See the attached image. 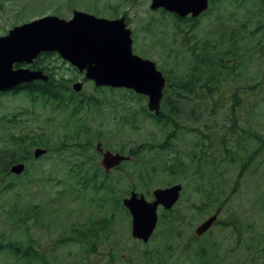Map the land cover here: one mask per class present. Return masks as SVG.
<instances>
[{"label":"rangeland","instance_id":"obj_1","mask_svg":"<svg viewBox=\"0 0 264 264\" xmlns=\"http://www.w3.org/2000/svg\"><path fill=\"white\" fill-rule=\"evenodd\" d=\"M150 2L0 0V35L45 14L65 19L73 10L105 18L125 14L130 20L133 52L153 60L171 76L186 74L192 60L189 48L198 41L216 47L227 65V73H220V82L213 83L218 86L214 98L199 100L194 96L184 102L172 95L171 101L179 102L184 117L176 118L167 128L141 115L126 124L132 116H127L124 108L130 106L134 112L139 107L132 93L119 88L110 91L81 78L69 84L81 81L82 87L73 93L74 101L66 109L53 101H32L25 92L0 94V150L16 148L19 154L24 155V149L31 153V159L21 161L25 164L21 174L10 173L0 181V233L5 239L29 242L42 264H200L203 255L199 258L198 252L208 264H264V155L238 177L241 162L254 148L249 130L264 139V53L259 50L264 47V0H215L192 32L186 31L190 22L177 24L171 12L151 10ZM54 65L58 66L54 71L67 79L72 77L74 71L69 67L56 59ZM233 96L240 97L239 105L234 106ZM86 98L102 104L77 106ZM140 101L146 105L147 99ZM231 115L235 119L228 118ZM176 124L181 128L174 130ZM172 130L173 151L145 152L155 165L150 179L141 175L149 186L139 178L143 163L135 157L124 166L130 172L134 169L130 176L122 170L110 171L112 177L120 173V181L126 183L114 186L111 194L83 187L78 181L76 172H82L89 155L101 168L97 142L122 147L126 152L130 148L145 151L150 145L157 147ZM20 140L24 145L16 147ZM30 140L47 143L50 150L35 158L34 149L47 146L31 144ZM11 159L0 158V167L5 168ZM174 161H180L183 170L174 167L175 175H170L163 168ZM9 180L14 184L6 187ZM173 183H181L183 190L171 214L176 222L165 231L166 241L162 243L156 236L148 244L139 243L131 236L129 213L116 201L128 195V187L135 186L146 195ZM208 183L219 192L216 206L222 203L224 208L209 232L196 236V227L215 211L201 207L211 189ZM125 189L128 193L123 195ZM158 213L164 212L159 208ZM95 223L103 225L101 231L107 239H99L94 251L68 239L72 229ZM154 249L161 255L153 253ZM0 264L24 262L1 252ZM27 264L40 263L29 259Z\"/></svg>","mask_w":264,"mask_h":264},{"label":"water","instance_id":"obj_2","mask_svg":"<svg viewBox=\"0 0 264 264\" xmlns=\"http://www.w3.org/2000/svg\"><path fill=\"white\" fill-rule=\"evenodd\" d=\"M151 9L163 8L180 18L198 17L208 8V0H151ZM133 39L123 16L105 18L82 10H73L68 19L53 14H45L29 21L14 25L0 35V92L18 89L34 80L47 81L48 75L40 69H31L42 52H56L63 60L83 73L86 80L97 87L131 89L147 96V108L160 112L166 78L154 61L135 54ZM15 64H24L15 67ZM81 81L71 88L81 90ZM101 165L106 172L129 160L130 155L102 150ZM46 149L36 147L35 158ZM25 165L17 162L9 167L15 175L23 172ZM182 185L175 183L158 187L152 191V200L134 190L125 196L122 204L131 215V235L146 242L157 223V208L169 209L177 202ZM220 209L201 222L195 229L196 235L204 233L216 220Z\"/></svg>","mask_w":264,"mask_h":264},{"label":"trees","instance_id":"obj_3","mask_svg":"<svg viewBox=\"0 0 264 264\" xmlns=\"http://www.w3.org/2000/svg\"><path fill=\"white\" fill-rule=\"evenodd\" d=\"M215 0H211V4L209 9L214 4ZM208 9V10H209ZM163 12V11H162ZM125 16V21L127 24L130 22L129 18ZM177 24H180L182 22H190L188 25H186V31L192 32L196 28V24L198 23V19H192L187 18V20H180L175 19ZM259 50L261 53H264V47H260ZM189 52L192 56V60L188 62L189 66L186 70V74L182 76H171L169 73L165 72L162 68H159L165 75L167 79V87L165 89V95L161 102V110L159 114L155 115L148 111L146 108V105L144 103H141V99H145L142 95L134 94L130 90H126V92H131L133 99H136L139 107L136 111L133 112L131 110L130 106H127L125 109L126 115L132 116L131 120H126L125 123L128 124L131 121H134L137 117V115H141L143 118L153 120L157 122L161 128H167L170 123L175 124V119L183 118L182 111L179 108V102H172V95L176 97L177 101H184L189 102L192 97H196L199 100H209V98H214V95L216 94V89L218 86L217 83L220 82L221 78H219L220 73H227L226 68L227 65L223 61L224 57L223 54L217 51L216 47L210 46L205 41L201 42H195L193 45L190 46ZM51 55V56H50ZM57 60L63 65H66L67 62L63 61L57 54L55 53H49V52H42L30 65V68L34 69H40L44 73L48 75L47 81H41V80H35L30 83H26L21 85L18 89L13 90L10 92V94L16 93V92H25L27 96L32 100H38L41 99L45 102H56L60 104V107L69 106L70 103L74 101L73 93L74 91L69 86L70 83L75 81L76 79L80 78V73L76 70L75 67L71 65H66L69 67L70 70L74 71L71 78H65V76L58 72L53 70V64L54 60ZM178 75V74H177ZM83 79V78H82ZM225 79V78H224ZM213 83H216L213 85ZM110 91H114L115 89L108 88ZM68 93V94H67ZM1 94V93H0ZM234 97V96H233ZM235 102L234 106L239 105L240 97H234ZM195 99V98H194ZM218 101L215 100L214 103H217ZM64 103V104H62ZM102 104V101L93 99V98H86L85 101H80L77 106L80 108L82 106H99ZM222 106V105H221ZM193 113V112H192ZM194 114V113H193ZM228 118L235 119L232 115ZM118 123L120 124L121 121L117 119ZM176 128H181V124H176L174 126V130ZM175 137V134L173 133V130L167 133L166 138L163 140V142L159 143L157 147L148 146L146 147L145 151H140L138 149L130 148L127 150V152L119 146L113 147L115 151H118L119 153H128L131 154L133 157L138 159L139 161H142L143 163V172L139 173V178L143 180L145 183V186H149V183H146V178L144 176H141L142 174L147 175V179H150L151 176L155 174L153 169L155 168L154 163L151 162V160L146 158V151H155L157 153H169L173 151V148L171 147L170 141L173 140ZM249 138L254 140V148L249 151V155L247 156V160L241 162V168L238 173V177H241L243 173L245 172V169L249 168L251 165L255 163V161L258 160V158H262L264 155V139L261 136L260 133L249 130ZM31 144L35 145H42L47 146V143L39 142L36 143V141H31ZM15 144L16 147L19 145H24V140L17 141ZM104 147L111 148V145L109 143L105 144L102 142ZM90 145H93V143L90 141ZM47 152L50 150V145L46 147ZM112 149V150H113ZM143 150V149H142ZM232 151V150H231ZM231 151H227V154L230 153L229 156H231ZM25 154H19L16 151V148L12 149H6V150H0V158L3 157H12L11 162L7 164L5 168L0 167V181L3 179H7L6 176L10 175V171L8 166L10 167L11 164L21 161H28L31 159V153L27 152L26 149L23 151ZM28 153V154H27ZM88 161L83 164L82 172L80 173V169L77 170L76 175L78 178V181L82 184L83 187L91 186L93 190L97 191H104L107 194H111L115 191L114 186L116 185H125L126 183H123L120 181L121 176L120 173L116 177H112L110 174L105 173L100 167H97L95 162L93 161V158L91 159V156H88ZM130 161L123 162L120 166L116 168V170H122L124 171V174L127 176H130L131 173L134 171V169H131V172L124 167L125 165H128ZM166 164L164 166L163 170L167 172L170 175H175L174 167L177 168V171L183 170V164L180 161H174L172 165ZM151 169V170H149ZM150 171L152 173H150ZM80 174V175H79ZM239 179L237 178L235 181L237 182ZM12 184V185H11ZM14 182H11L10 180L5 185L6 187L13 186ZM91 184V185H90ZM129 184V183H128ZM209 187L211 189L206 191L204 202L202 204V208L204 210H211V209H217V208H224L223 204L220 203L218 206H216V200L219 195L218 190L216 189L215 185L212 183H208ZM90 188V187H88ZM130 190H136L135 186L128 187ZM127 189V188H126ZM122 191L123 195L128 193V190ZM151 196L150 193L146 194V196ZM117 206L121 207V201H116ZM103 228V225L101 223H95L90 224L88 227L84 228H74L71 230L70 236H68V239L71 241H76L81 244H86L87 249L90 251L95 250V243L101 242L98 241L99 239L104 240L106 238V234L101 231ZM10 253L15 261L17 262H24V264H27V260L34 259L41 263V258L37 252H35V249L31 247V244L24 243L22 240H19L17 238L9 239L6 238L3 235V233H0V253ZM197 256H202L201 252L197 253Z\"/></svg>","mask_w":264,"mask_h":264},{"label":"flooded vegetation","instance_id":"obj_4","mask_svg":"<svg viewBox=\"0 0 264 264\" xmlns=\"http://www.w3.org/2000/svg\"><path fill=\"white\" fill-rule=\"evenodd\" d=\"M211 0H209V3H210ZM172 13V12H171ZM173 17L175 19H179L177 16H175V14H172ZM187 20V18L185 19ZM49 53H52V52H49ZM54 53V52H53ZM56 54V53H55ZM58 55V54H57ZM51 56V55H50ZM59 56V55H58ZM35 60V59H34ZM65 61V60H63ZM66 62V61H65ZM24 64H15L14 66L15 67H19V66H22ZM66 65H69L68 63H66ZM29 67V66H28ZM58 66L57 65H54L53 68H57ZM30 68V67H29ZM10 93V92H9ZM7 94V93H6ZM104 149V148H103ZM97 153L101 156V151L99 150H96ZM115 169V168H114ZM160 209H163V212L164 213H170V214H167V215H164V213H158V217H157V223H156V226L154 228V230L152 231V234L151 236L149 237V239L146 241V242H143L142 240H136L138 241L139 243H142V244H148L150 243L156 236H159V241L164 243L166 240H165V231H170V227L172 226V222H176L175 218L171 216L172 212L176 209L175 206H173L172 208H169V209H165V208H162L160 207ZM166 216H168V219H163L165 218ZM162 220L166 221V223H160ZM169 222V223H167ZM210 230V229H209ZM209 230H207L206 232H204L202 235L206 234L209 232ZM106 239H107V235H106ZM178 251V250H177ZM153 253H157L158 255H161V252L157 251L156 249L153 250ZM152 254V253H151ZM203 257L200 259V264H208L206 260H203L204 259V254L202 253Z\"/></svg>","mask_w":264,"mask_h":264}]
</instances>
